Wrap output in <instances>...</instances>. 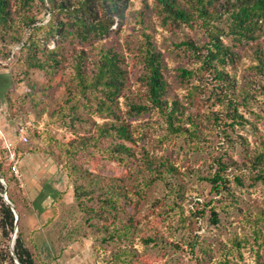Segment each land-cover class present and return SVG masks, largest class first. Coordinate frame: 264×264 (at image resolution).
<instances>
[{"label":"rangeland","instance_id":"obj_1","mask_svg":"<svg viewBox=\"0 0 264 264\" xmlns=\"http://www.w3.org/2000/svg\"><path fill=\"white\" fill-rule=\"evenodd\" d=\"M178 1L194 12L189 0ZM147 4L130 0L112 35L86 49L90 61L111 47L123 57L129 80L110 104L113 113L64 77L49 94L26 97V84L47 82L45 75L28 69L25 51L13 57L21 46L0 35V129L15 141L16 152L12 162L0 139V165L19 206L18 232L37 264H264V182L256 178L264 165L249 166L264 150V27L253 37L236 36L224 8L194 26L165 25L157 0ZM49 9L40 0L18 9L17 16L38 20L20 45L33 27L48 23ZM216 28L236 53L224 68L230 86L210 72L182 80L180 69L202 64L182 44L207 48ZM150 46L162 53L166 98L170 106L181 105L187 133L170 131L149 101L141 76L142 53ZM231 99L244 119H231L225 106ZM137 104L150 108L137 113ZM19 123L30 128L25 145L13 131ZM121 124L128 125L130 141L111 127ZM219 162L228 166L221 171L227 188L216 193L209 178ZM108 189H116L115 209L105 204ZM13 235L0 229V264H10L5 253L12 255Z\"/></svg>","mask_w":264,"mask_h":264},{"label":"trees","instance_id":"obj_2","mask_svg":"<svg viewBox=\"0 0 264 264\" xmlns=\"http://www.w3.org/2000/svg\"><path fill=\"white\" fill-rule=\"evenodd\" d=\"M30 1L32 0H0L1 37L3 39L10 37L11 41L19 44L21 47L17 52L14 51L13 57L25 51L28 69L44 73L47 80V82H39L40 84L38 82L27 83L25 96L34 98L38 92L49 94L48 89L58 77H64V79L81 87V92L87 99L99 100L98 107L113 113L111 105L127 89L129 80L127 71L121 65L123 57L116 52L115 48L111 47L103 49L97 60L90 61L86 49L93 48L96 42L112 35L117 20L122 21L125 18L130 0H40L50 7V19L47 24L33 27L29 39L20 45L25 30L34 26L38 21L34 17L29 20L20 15L17 16L18 9L20 11L26 10ZM216 1L189 0L194 12L181 5L178 0H157V4L165 25L171 22L175 25L194 26L197 21L202 20L204 22L215 12L217 13V9L224 8L227 9L228 17L232 22L231 30L236 36L253 37L257 31L264 27V0H229L227 4H218V6H216ZM144 2L148 5L147 0ZM39 33L40 38L37 39L36 36ZM147 38L149 39L148 44H150L149 36ZM182 45L187 47V50L202 63L201 67L195 70L180 69L179 77L182 80L190 81L200 77L204 78L206 73L210 72L215 74L222 85L230 86V75L224 68L228 63L234 61L236 53L221 39L219 28L212 32L207 48L198 47L193 41L184 42ZM152 48V46L147 47L142 53L144 70L141 77L145 83L149 101L152 107L160 111L165 117V122L170 131H175L178 134L187 133L189 128L181 125L184 118L181 105L175 101L170 106L166 98L169 84L164 75L162 53ZM11 57L12 50L7 53L6 58L11 59ZM88 79L92 80L90 84ZM100 93L106 97L105 100L99 98ZM225 106L227 112L231 114L230 117L233 122L244 119L239 114V109L234 105L232 99ZM149 108V105L144 104L132 106V109L136 110L137 113H143ZM111 127H114L119 138L131 140L128 125H111ZM28 129L30 131L29 127ZM27 143L21 142L23 145ZM118 147L120 151H130L125 144H119ZM262 165H264V150L252 156L249 164L256 169L258 167L261 169ZM147 167L152 170L157 169L152 163H148ZM227 168L226 164L219 162V172L209 178L212 191L220 193L222 189L227 188V179L221 174V171H225ZM0 175L5 178L2 174L1 165ZM69 177H71V173H69ZM256 178L264 182V168L259 171ZM235 179L241 182L240 177L236 176ZM5 180L10 187V181L6 178ZM108 191L111 196L104 198L105 204H109L115 209L117 206L116 189H108ZM0 192H5V187L1 183ZM77 192L75 191L76 195ZM7 194L10 201L19 210L18 204L10 194V189ZM213 215L217 217L214 212ZM15 222L16 217L11 207L6 204L3 196H0V229L3 236L9 237L14 233ZM14 249L21 264H37L34 254L23 240L21 231L17 234ZM5 256L10 264H17L8 251H6Z\"/></svg>","mask_w":264,"mask_h":264},{"label":"built area","instance_id":"obj_3","mask_svg":"<svg viewBox=\"0 0 264 264\" xmlns=\"http://www.w3.org/2000/svg\"><path fill=\"white\" fill-rule=\"evenodd\" d=\"M14 134L18 141L27 143L29 142V129L28 126L25 124H18L14 128ZM0 139L4 141L3 147L7 151V157L14 162L16 161V152H15V141L11 138L7 137V134L0 129ZM18 171H16V174Z\"/></svg>","mask_w":264,"mask_h":264},{"label":"water","instance_id":"obj_4","mask_svg":"<svg viewBox=\"0 0 264 264\" xmlns=\"http://www.w3.org/2000/svg\"><path fill=\"white\" fill-rule=\"evenodd\" d=\"M0 183L5 187V192L3 193V198H4V201L6 202L7 205H9L16 217V222H15V227H16V230L14 232V235H13V240H12V243H11V253H12V256L13 258L15 259V262L17 264H21L19 259L17 258L16 254H15V249H14V245H15V242H16V239H17V234H18V223H19V214H18V211L15 207V205L10 201L9 197H8V194H7V183L4 181V179L0 178Z\"/></svg>","mask_w":264,"mask_h":264},{"label":"crops","instance_id":"obj_5","mask_svg":"<svg viewBox=\"0 0 264 264\" xmlns=\"http://www.w3.org/2000/svg\"><path fill=\"white\" fill-rule=\"evenodd\" d=\"M14 131V130H13Z\"/></svg>","mask_w":264,"mask_h":264}]
</instances>
